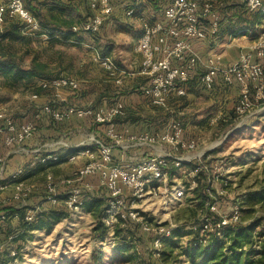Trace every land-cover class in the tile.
Listing matches in <instances>:
<instances>
[{"label": "built area", "instance_id": "obj_1", "mask_svg": "<svg viewBox=\"0 0 264 264\" xmlns=\"http://www.w3.org/2000/svg\"><path fill=\"white\" fill-rule=\"evenodd\" d=\"M90 14L85 20L72 27L73 32L96 34L105 20L114 12V0H86ZM123 1L127 5L126 15L132 16L135 8L132 6L138 0ZM243 5L249 11H259L264 14V0H162V17L154 22L142 23L140 35L134 50L141 57L139 74L144 76L149 84L144 88V95L150 103L158 108H168L170 101L187 94L188 85L201 68L198 86L211 91L220 82L226 86L238 84L239 93L233 107L234 115L240 117L250 112L260 103H264V29L259 36L243 51L238 60L226 65L223 56L218 51H210L202 56L196 49V44L216 41L220 37L222 11L228 5ZM17 18L25 25V30L31 36H37L42 30L38 19L28 11L23 0L0 1V28L6 18ZM42 35L43 41L48 40ZM95 50V48L93 47ZM96 58L103 69L112 77L116 84H122L125 77L131 76V71L121 69L109 56L96 52ZM44 90L65 89L77 94L80 91V81L71 75L63 74L40 83ZM38 94H33L36 98ZM39 112L50 115L55 121L63 122L72 116L87 118L95 123H109L123 115L124 105L116 102L109 107H94L92 103L81 105L77 102H66L63 108L56 102H48L39 107ZM229 119V118H228ZM227 122L226 117L217 115L211 123ZM36 125L32 121L17 125L13 115L6 110H0V134H6L5 143L9 146L20 144L33 136ZM109 136L111 144L101 141L94 142L78 149L67 156L69 162L86 158V162L64 179H57L48 173L45 179L46 201L52 206H62L68 212H79L84 206V193L92 189L91 177H98L99 184L108 190L107 205L103 211L101 222L106 229H121L138 233L149 238L146 244L141 240L131 239L134 252L137 255L148 254L153 260L161 262L165 240L172 237L176 228L161 221H150L147 212L162 205L165 210L171 209L189 189L198 186V176L204 172L208 185L214 182H224L227 173V162L224 160L206 162L202 159L204 153L197 156L180 157L175 152L180 149L192 151L198 148L199 138L185 140L182 133V123L173 120L170 129L154 134L128 133L120 134L111 128ZM129 143L125 147H135L147 144L154 147L160 143L171 145L167 153H150L142 160L122 165L114 163L113 149L123 147L122 141ZM6 157L0 155V181L6 169ZM61 157L53 154L36 155L31 166L58 162ZM192 163L186 177L190 178L187 188L177 183L175 174L170 171L171 163L179 166ZM25 169L20 168L11 175L12 197L16 202L24 203L33 190L23 176ZM66 185L63 198L60 197V187ZM7 187L6 184H4ZM207 197L197 220L190 227V238L193 246L209 243L213 237L224 239V230L242 221V210L238 203L230 204L223 209L221 203L212 195L209 186L205 189ZM222 194V192H221ZM27 206V205H25ZM45 210L40 205L25 207L23 220L33 222ZM7 214L1 218L6 219ZM15 218H19L16 214ZM138 231V232H136ZM1 248V245H0ZM1 250V249H0ZM13 254L14 251H12ZM137 264H152L148 261H138Z\"/></svg>", "mask_w": 264, "mask_h": 264}, {"label": "rangeland", "instance_id": "obj_2", "mask_svg": "<svg viewBox=\"0 0 264 264\" xmlns=\"http://www.w3.org/2000/svg\"><path fill=\"white\" fill-rule=\"evenodd\" d=\"M30 1L32 6L41 10L42 18L51 22L53 15H60V11L53 8L56 1L70 3L76 7H73L70 16H67L68 13L64 15L66 18H71L74 24H81L90 14L86 0ZM24 4L26 6V0H24ZM132 6L135 7L132 16L126 18L125 11L120 9L119 14L117 12L115 16H110L105 20L98 33L79 35L80 39L75 40L77 44H73L74 46L66 50L65 64L71 57L73 67L65 73L80 81L83 93L86 96H92V105H95L97 99L100 98V96H95L99 85L107 87L109 95H112L113 86L116 83L94 59V51L90 45L95 46L101 55L111 57L120 67L126 68L135 56L133 47L138 35L140 19L154 22L162 17L161 12L157 8L151 7L147 0H138ZM32 13L34 14V12ZM255 13L259 15L260 12ZM257 24L259 27H253V31H251L254 39L264 28L263 16H261V20H257ZM133 25L137 27V30L132 28ZM3 30L4 27H1L0 31ZM41 41L43 42L42 39ZM31 45L33 48L36 47L37 41H33ZM19 47V53H22L27 46L19 45ZM216 51L220 52L224 58V50ZM29 59L28 55L24 56L26 64ZM190 86L189 83L188 87ZM34 88L30 86L10 91V100L15 94L17 95L15 103H26L33 94ZM192 89L189 88L188 94L184 97L170 101L168 108L151 107L149 100L143 97L146 105L141 109V116L138 118H141L142 114L147 117L153 133L167 131L173 120H179L182 123L183 137L185 139L199 138L200 144L192 151L183 149L176 151L178 156L184 157L188 154L203 152L202 159L206 162L221 160L227 162L228 171L225 175L227 182H214L212 185H208L212 195L221 203V207L225 210L230 204L238 203L241 206L243 223L264 217V201L249 200L247 197L250 193L264 189V103L256 105L254 109L240 117L228 109L229 112L225 114L230 118L229 122L222 120L211 123L212 117H215L218 111L214 107L217 106L215 101H220V98L213 100L210 95L214 91L209 93L203 89L196 88L198 91ZM215 91L219 92L218 89ZM230 92L229 94L226 90L225 94H229L227 105L231 106L230 102L234 103L233 100L237 97L233 96L238 94V91L234 89ZM129 103L131 104L130 101ZM11 108L12 110L8 108L7 112L15 114L17 109ZM133 118V122L138 120L137 117ZM68 163L69 165L66 166ZM75 163L66 159L55 163L58 166H54V163L48 165L36 175L34 174L35 176L32 178H26L27 183L33 184V189H36L39 183H43L48 172L55 177L56 175H70L73 172V166H78ZM81 164L83 165V163ZM189 165L190 163L187 162L179 166L171 163L170 167L175 174L177 183L186 188L190 186V178L185 176ZM196 189L187 190L185 195L168 211L162 205H157L152 212L146 213L148 220L173 225L180 233V237L171 240L177 243L176 247L171 248L170 241L164 245V254L162 253L161 260L164 264H190L186 253L190 238L189 227L197 220L203 207L200 200L201 192ZM30 197L24 201V205L32 206L29 204ZM107 198L104 189L95 193L93 199L98 203L101 213L107 205ZM91 201L93 200L87 201L79 212H68L62 206H44L45 211L51 212L50 223L41 228L30 226L27 229L28 226L25 227L22 224L20 228L16 226L18 231H15V227L9 229L4 223L8 222L7 220L0 223V264H137L138 261L158 264L159 261L153 260L148 254L137 255L134 252L131 244L132 238L141 240L143 244L149 240L140 232L132 233L130 232L131 228L125 230V235L123 232H118L117 229H107L105 233L94 231L99 219L94 214L93 207L90 205ZM25 229L27 232H24ZM262 230H264V219L263 223L256 227L255 233L259 234ZM22 234L23 236H21ZM129 234L132 237L130 239L127 238ZM124 245L129 246L127 252L119 249ZM259 247L258 244H255L254 249H259Z\"/></svg>", "mask_w": 264, "mask_h": 264}, {"label": "crops", "instance_id": "obj_3", "mask_svg": "<svg viewBox=\"0 0 264 264\" xmlns=\"http://www.w3.org/2000/svg\"><path fill=\"white\" fill-rule=\"evenodd\" d=\"M123 1L125 0H114L115 9L110 16H115L117 12L119 14L120 9H122L123 12L125 11L124 15H126L127 5L123 4ZM161 1L162 0H147L150 6L157 8L162 15L163 5H161ZM135 3H137V1ZM86 4L88 6L87 1ZM255 12L256 11H249L244 6L241 5H228L227 8H225L222 11L221 14L222 23H221V31H220L219 39L216 41H210L205 43L203 42L197 44L196 47L197 51L202 56H205L210 51H216L221 49V51L224 50V55H225L223 59L224 63L226 65L234 63L236 60H238L240 53L245 51L249 47V45L256 39V38L254 39L253 35L251 34V31H253L252 30L253 27L256 28L259 27L257 21L255 22L253 21L254 20L253 15H255ZM126 18H128V16ZM140 21L141 23L139 24L138 30L136 26L133 25L132 27L138 32L137 38L140 35L142 23L148 20L140 19ZM137 38L135 40V44ZM45 42L46 41H43V43ZM93 47L95 48V50L93 49ZM134 47H133V51L135 52ZM90 48H92L94 51L93 53L95 56L94 59L99 63V61L96 58V52L99 53V51L93 45H90ZM117 65L119 66V64ZM140 65H141V57L135 53L133 60H131L128 63L126 68H122L119 66L123 70L131 71V76L125 77L122 84L120 85L114 83L115 85L113 86L114 89L112 95L111 94L109 95L110 93L108 91L109 89L102 85H99L100 87H98L99 89L95 93V96H100V98L97 99V103L93 105L94 107H109L115 104L116 102L123 103L124 113L123 115H121L120 117L114 120L112 126L109 123H95L89 121L87 118H79L77 116H72L70 119L63 122H57L50 115L39 112V107H41L45 103L52 101L56 102V106L59 107L60 109L65 106V101L77 102L81 105H87L88 103H93L92 96L90 95L86 96L81 88L80 91L77 92V94H73L71 91L65 89H59V90L42 89L41 92H37L39 94L36 98L32 97L33 94H36V92L34 91L31 97L29 98L28 102L18 103L19 105L15 103L17 95L14 94L11 100L7 101L4 104L0 103V110L7 111L8 108L12 110L11 107L17 109L14 112L15 114L10 113L11 115L14 116L17 125H20L28 121H32L36 125V130L33 136L26 139L24 142L20 144L9 146L5 143L6 134H0V155L5 156L7 159L6 169L2 174L0 181V223L7 220L8 222H4V223L9 227V229L15 227L14 229L15 231H18V228L16 226H19L20 228L21 225L20 219L15 218L17 212L12 216L7 217L6 219L1 218L2 214L6 212L5 209L8 210L10 208V209L18 210L24 208L25 206L24 205L25 203L16 202L12 197L13 190H12L11 175L15 173L18 169L24 168L25 174L23 176V179L27 182L26 178L28 179L32 178L42 168H45L46 166L51 165L53 163L55 166L56 165L55 163H58V162H48L46 164H37L35 166H31L30 165L31 161L36 155L53 154V155H58L59 157H61L62 160H66L69 154L70 155L73 154L78 149L83 148L86 145H92L96 141H101L102 143L105 144H111L112 139L109 136V130L111 128L114 130V132L120 134H125L126 132L130 134L153 133L150 128L149 119L143 116V114L141 118H138V116H141L140 115L141 109L144 108L146 105L144 98L148 99L144 95L143 90L149 84L148 80L144 76L139 74ZM201 72H203L202 68L197 73L194 74V76L190 81L191 86L188 87V89L193 88L192 90L195 89V91H198L196 90V88H198L199 90L203 89L198 86V78ZM233 86L234 88H232ZM233 86H226L225 84L220 82V79H218V84L215 89L211 91H207L203 89L204 91L209 93L214 91V93L210 95L213 97L214 101L220 98V101L219 100L215 101L217 106L214 107L218 110L216 116L222 115L226 117L227 121L230 118L227 117L225 113L229 112L228 109L231 112H233V107L236 102L237 99L236 97L238 94H235L233 96L236 99L233 100L234 103L230 102L231 106L227 105L228 104L227 97L231 93L230 92L231 90L235 89L239 93L238 84L235 83ZM216 89H218L219 92L218 91L216 92L215 91ZM226 90L228 91L229 94L228 93L225 94ZM129 94H131V96H128ZM129 101L131 102V104L129 103ZM150 106L155 107L151 103ZM133 117H137L138 120L133 122L134 120ZM213 118L214 117H212V119ZM191 139H195V138H188L185 140L189 141ZM128 143H129L128 141L123 140L122 141L123 147H115L113 149L114 163L129 165L142 160L146 155L150 153H167L172 150L171 145L166 143H160L159 145H156L154 147L147 146V144H139L136 145L135 147H125ZM93 149L96 150L94 144H93ZM202 153L203 152L193 153L191 155L188 154L186 156L194 157ZM74 162H76L75 164H78V166L77 167L75 165L73 166V172L77 170L79 167H81L82 165L81 163L84 164L86 162V158H82V159L79 158ZM67 165H69V163L66 164V166ZM73 172L67 176L56 175V178L57 179L68 178L73 174ZM48 173H46V175ZM46 175L44 177L43 183H39L37 185V188L32 190V194L29 199V204H32V206L40 205L43 207V209L44 206L46 205L52 206L50 203L46 201V197H45ZM90 181L92 182L93 187L92 189L84 193V204L89 200H94L93 198L95 196V193H98L100 189L101 190L104 189L106 195L108 196V190L105 187L100 186L98 177H91ZM4 184H6L7 187H5ZM67 188L68 187H66V185H62L60 187L61 198L65 196V192Z\"/></svg>", "mask_w": 264, "mask_h": 264}, {"label": "trees", "instance_id": "obj_4", "mask_svg": "<svg viewBox=\"0 0 264 264\" xmlns=\"http://www.w3.org/2000/svg\"><path fill=\"white\" fill-rule=\"evenodd\" d=\"M218 1L230 2L231 0ZM25 7L29 12H34L32 14L37 19H40L38 21L42 30L37 36H31L26 32L25 25L20 20L14 17L6 18L2 26L4 30L0 31V103L10 100V91L23 87L33 86L36 94H39L37 92H41L43 89L40 85L41 81L69 72L73 67V61L70 57L68 63L65 64L66 50L74 46L73 44H77L75 42L80 39L79 35L84 34L73 32L72 27L76 24L72 23L73 20L71 18L64 17L65 13L70 16L73 7H75L70 3L65 4L56 1L53 8L60 11V15H53L52 22L43 19L41 10L32 6L30 0H26ZM53 8L52 10H54ZM253 16V21L255 22L258 19L261 20V16L264 17V14L260 12L259 15L255 13ZM44 34L49 37L45 43L41 41V36ZM35 40L37 41V46L33 48L31 44ZM19 45L27 46L24 52L19 53ZM25 55L30 58L27 64L24 61ZM193 164L194 162L190 163L189 168L193 167ZM171 172L173 173V171ZM206 180V174L204 172L200 173L196 190L201 192L200 200L202 205L205 197H207L205 189L208 187V183ZM247 197L249 200L264 201V189L250 193ZM90 205L99 219L94 231L105 233L107 229L101 222L103 212L101 213L96 200L91 201ZM5 211L7 214L6 218L17 212L21 225L28 226L27 229L30 226L41 228L50 223L51 212L44 211L35 221L29 223L23 220L25 208L18 210L9 208L8 210L5 209ZM263 219L264 217H259L248 223L241 221L232 225L224 230V239L213 237L206 245L193 246L192 242L188 241L186 253L190 264H264V230L259 234L255 233L256 227L263 223ZM117 230L122 232L121 229ZM24 232H27V230L25 229ZM175 237H180V233L176 228L173 230L172 237L165 240V244L170 241L171 248L176 247L177 243L171 241ZM255 244L260 246L259 249H254ZM128 248V245L119 247L120 250L125 252L129 250Z\"/></svg>", "mask_w": 264, "mask_h": 264}]
</instances>
